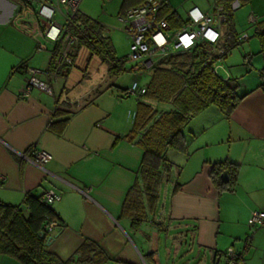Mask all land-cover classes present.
Listing matches in <instances>:
<instances>
[{
	"label": "crops",
	"instance_id": "obj_1",
	"mask_svg": "<svg viewBox=\"0 0 264 264\" xmlns=\"http://www.w3.org/2000/svg\"><path fill=\"white\" fill-rule=\"evenodd\" d=\"M163 1L161 15L168 19L172 12L178 18L172 31L185 24L190 9L210 14L220 4L215 0L211 8L192 5L181 16L177 8L186 0ZM143 2L124 0L120 14ZM236 4L233 1L231 9ZM17 8L15 0H0V202L24 208L27 195L59 194L60 201L51 208L60 221L54 223L47 237L53 239L46 246L62 262L72 258L87 239L112 259L108 264H224L222 256L229 248L242 254L243 264H264V226L252 230L248 224L252 212L264 213L261 56H250V70L240 72L242 78L254 66L257 78L231 116L224 117L214 107L206 109L197 115L203 117L200 122L192 125L196 116L187 125L186 152L167 150L170 166L164 169L153 210L134 229L121 211L137 180L142 150L124 139L116 141L129 131L113 127L106 108L73 109L76 103L62 101V90L56 94L53 86L52 94L33 89L28 98L21 97L27 71L46 70L50 58L41 60L47 47L40 50L36 38L12 23ZM224 26L221 46L229 32ZM158 58L143 68L150 69ZM56 100L66 116L54 118ZM65 118L68 122L60 135L48 129L50 123ZM32 146L52 156L43 169L20 157ZM221 162L239 166L236 184L227 191H219L209 178L212 165ZM0 264L20 263L0 255Z\"/></svg>",
	"mask_w": 264,
	"mask_h": 264
},
{
	"label": "trees",
	"instance_id": "obj_2",
	"mask_svg": "<svg viewBox=\"0 0 264 264\" xmlns=\"http://www.w3.org/2000/svg\"><path fill=\"white\" fill-rule=\"evenodd\" d=\"M241 1L245 3L249 0ZM218 2L224 5L227 23L231 27L233 0ZM167 10L166 7V12H169ZM169 14L167 20L171 28L178 18L175 13ZM78 18L83 25L76 26L74 21L68 28L79 42L71 54L73 61L78 50L85 48L91 57L98 58L107 66L109 76L121 74L125 61L116 58L111 41L102 35V25L82 13ZM254 34L259 41L258 54L263 62L258 71V89L264 93V28L258 24ZM238 42L242 41L230 29L221 46V55L216 54L212 46L198 43L189 51L159 57L149 69V82L143 86L146 92L137 96L132 128L126 136L116 139L134 143L143 152L137 180L129 189L121 211L122 217L130 220L132 228L137 229L153 210L164 169L170 166L165 158L167 150L186 152L187 142L183 130L188 123L210 107L229 118L241 103L244 96L237 93V81L223 79L216 72L217 63L225 59ZM49 52L46 72L65 78L68 72L65 73L64 69L68 71L70 67L63 64L62 67L57 66V48L52 47ZM250 59V55L245 56L244 63L249 64ZM57 108L54 118L66 116V112ZM67 122V118L55 121L50 123L48 129L60 135ZM238 171L239 166L236 164L215 163L209 178L219 191H227L236 184ZM223 173L227 175V182L222 179ZM51 205L43 202L42 196L35 198L30 195L24 198V208L0 202V255L12 257L20 264H108L112 261L95 242L87 239L74 256L65 262L50 253L46 246L49 233L45 227L60 221ZM236 264H243V257L240 256Z\"/></svg>",
	"mask_w": 264,
	"mask_h": 264
},
{
	"label": "built area",
	"instance_id": "obj_3",
	"mask_svg": "<svg viewBox=\"0 0 264 264\" xmlns=\"http://www.w3.org/2000/svg\"><path fill=\"white\" fill-rule=\"evenodd\" d=\"M15 2L18 8L13 24L36 40L42 39L51 44V48H57L59 56L57 66L62 67L63 64L71 69L74 65L71 54L79 42L78 37L74 36L68 28L74 21L76 26L83 25L78 18L81 13L79 11L81 0H15ZM164 6L163 0H145L142 4L118 15L117 21L129 40L127 57L129 61L132 63L143 61L141 67H148L158 57L189 51L198 43H206L213 47L216 54H223L221 29L228 20L223 5L216 4L210 14H204L195 7L190 9L187 12V21L177 31H172L167 18L161 15ZM249 20L255 23V18L250 17ZM246 39L248 37L245 34L239 37L240 41ZM39 49L45 50V44L40 43ZM27 75L28 80L22 91V98H28L33 89L52 94L51 86L52 82L57 79L56 75H50L46 70H28ZM39 76H44L45 80H41ZM145 92V87L133 82L122 92V96H141ZM20 157L41 169L52 161V156L37 146H32L26 154ZM42 200L51 205L60 201V196L50 191L42 195ZM248 224L252 230L264 226V213L252 212ZM55 226L52 223L45 229L49 233ZM249 240L250 238H247L244 243L245 251ZM240 256L242 258L241 253L229 248L223 254L222 259L224 264H236Z\"/></svg>",
	"mask_w": 264,
	"mask_h": 264
},
{
	"label": "rangeland",
	"instance_id": "obj_4",
	"mask_svg": "<svg viewBox=\"0 0 264 264\" xmlns=\"http://www.w3.org/2000/svg\"><path fill=\"white\" fill-rule=\"evenodd\" d=\"M214 2L215 0H194L191 4L189 0H186L177 9L183 16L185 10L192 5H196L199 8H211ZM123 3L124 0H81L79 11L102 25L103 34L111 41L116 58L125 61L123 65L124 71L115 77L109 76L107 66L101 63L98 58L91 57L87 49L81 48L73 61L74 67L67 71L69 72L68 76L66 78L62 77L63 75L57 76V79L52 82V86L56 94L62 90V101L76 103L77 106H74L73 109L79 110L82 107L94 106L93 110H98L97 112H99L100 109L106 108L108 121L110 120L113 127H120L121 130L130 131L137 106V96L122 97V89L129 88L133 82H137L140 86H145L150 79V72L148 68L141 67L143 61L132 63L127 58L129 55V40L122 31V26L117 21ZM236 3V7L233 8L232 12V26L225 25L223 30L232 29L237 38L245 34L248 39L245 40L246 42L238 43L227 53L225 59L217 63L216 72L223 79H235L238 84L237 93L241 96L244 95L248 87H252L253 83H255V78H257L254 66L248 74H242L244 76L242 78L240 77V72L243 71L245 73V69L247 71L250 70V67L244 63L245 55H254V58L258 56L256 54L259 52V41L254 32L256 24H260L264 28V0H249L245 3L238 0ZM8 8L9 12L13 11L10 4ZM250 17L255 18L256 23L250 22ZM37 40L39 43L45 44L48 49V52L42 53L41 60H48L50 58L51 44L42 39ZM41 65L43 63H40L39 66ZM227 75H230V77ZM42 93L47 95L46 92ZM197 118L198 116L194 119L196 121H193L192 125L200 122L203 117ZM188 129L189 127L186 126L183 133H186ZM166 158H168V155H166ZM166 178L165 174L164 180Z\"/></svg>",
	"mask_w": 264,
	"mask_h": 264
},
{
	"label": "water",
	"instance_id": "obj_5",
	"mask_svg": "<svg viewBox=\"0 0 264 264\" xmlns=\"http://www.w3.org/2000/svg\"><path fill=\"white\" fill-rule=\"evenodd\" d=\"M222 179L225 181V182H227L228 180H227V175H226V173H223L222 174ZM52 237H49L48 239H47V243H46V245H49V242L50 241H52Z\"/></svg>",
	"mask_w": 264,
	"mask_h": 264
}]
</instances>
